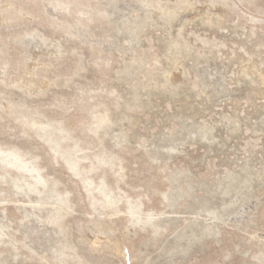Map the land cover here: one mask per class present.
<instances>
[{
  "label": "rangeland",
  "instance_id": "374dc122",
  "mask_svg": "<svg viewBox=\"0 0 264 264\" xmlns=\"http://www.w3.org/2000/svg\"><path fill=\"white\" fill-rule=\"evenodd\" d=\"M0 264H264V0H0Z\"/></svg>",
  "mask_w": 264,
  "mask_h": 264
}]
</instances>
